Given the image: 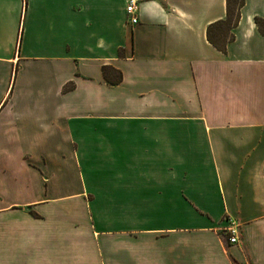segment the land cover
Here are the masks:
<instances>
[{"label":"crops","instance_id":"crops-1","mask_svg":"<svg viewBox=\"0 0 264 264\" xmlns=\"http://www.w3.org/2000/svg\"><path fill=\"white\" fill-rule=\"evenodd\" d=\"M126 5L0 0V264H264V0Z\"/></svg>","mask_w":264,"mask_h":264},{"label":"trees","instance_id":"trees-1","mask_svg":"<svg viewBox=\"0 0 264 264\" xmlns=\"http://www.w3.org/2000/svg\"><path fill=\"white\" fill-rule=\"evenodd\" d=\"M245 5V0H227L226 19L218 21L209 26L207 37L209 42L222 52H226L227 45L234 40L233 29L238 25L241 18V10ZM257 25L264 33V22L257 18ZM104 76L111 84H119L122 81V73L111 67H104ZM71 86L66 87L69 90Z\"/></svg>","mask_w":264,"mask_h":264},{"label":"built area","instance_id":"built-area-1","mask_svg":"<svg viewBox=\"0 0 264 264\" xmlns=\"http://www.w3.org/2000/svg\"><path fill=\"white\" fill-rule=\"evenodd\" d=\"M140 0H126V13L128 21L131 25H137L138 19V5ZM228 235L230 244H237L240 242L241 227L236 221L231 220L229 226L225 229Z\"/></svg>","mask_w":264,"mask_h":264}]
</instances>
